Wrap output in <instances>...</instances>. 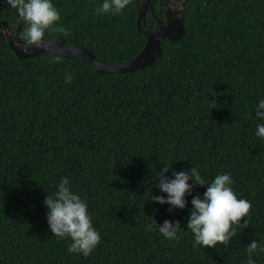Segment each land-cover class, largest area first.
Returning a JSON list of instances; mask_svg holds the SVG:
<instances>
[{"label": "trees", "instance_id": "16d2710c", "mask_svg": "<svg viewBox=\"0 0 264 264\" xmlns=\"http://www.w3.org/2000/svg\"><path fill=\"white\" fill-rule=\"evenodd\" d=\"M22 5L101 62L146 45L135 0ZM182 22L129 73L0 41V264H264V0Z\"/></svg>", "mask_w": 264, "mask_h": 264}, {"label": "water", "instance_id": "95a60500", "mask_svg": "<svg viewBox=\"0 0 264 264\" xmlns=\"http://www.w3.org/2000/svg\"><path fill=\"white\" fill-rule=\"evenodd\" d=\"M3 4L4 3L0 1V6H3ZM143 19L144 11L140 9L138 13L137 28L138 31L146 37L145 47L135 58L116 64L101 62L88 50L69 45L65 41L52 40L27 44L20 39L18 33L13 37L8 28V23L0 22V26L5 27L8 31L7 38L9 47L14 54L21 59H28L49 52L62 58L81 60L99 73H129L153 64L156 58L162 56V39L178 41L185 34L182 17L178 11L172 13L165 23L160 24V29L157 32L147 29L145 24L141 26ZM3 39L2 35H0V41Z\"/></svg>", "mask_w": 264, "mask_h": 264}, {"label": "flooded vegetation", "instance_id": "af4514ba", "mask_svg": "<svg viewBox=\"0 0 264 264\" xmlns=\"http://www.w3.org/2000/svg\"><path fill=\"white\" fill-rule=\"evenodd\" d=\"M0 1L4 3L3 6H0V22L8 23V28L13 37L18 33L20 39L27 44L56 40L44 39L45 35L47 36L45 33L47 27L49 28L48 23L39 21L28 14L25 6L22 5L23 0ZM189 1L190 0H135L137 21L138 13L140 9H142V11H144V19L141 22V26L145 24L147 29L157 32L160 29V24L165 23L168 17L175 11H178L182 17L183 11ZM41 26L44 27L42 28ZM7 32L5 27L0 26V35L4 38L2 41L8 42ZM21 34L23 35L21 36Z\"/></svg>", "mask_w": 264, "mask_h": 264}]
</instances>
